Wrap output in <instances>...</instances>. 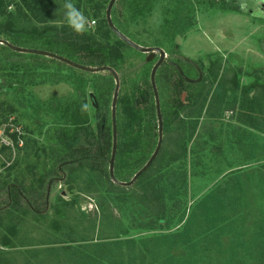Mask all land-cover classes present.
<instances>
[{"label": "trees", "instance_id": "obj_1", "mask_svg": "<svg viewBox=\"0 0 264 264\" xmlns=\"http://www.w3.org/2000/svg\"><path fill=\"white\" fill-rule=\"evenodd\" d=\"M156 1L116 0L111 12L112 20L121 32L131 38L132 23L149 14ZM19 2L16 14V12H7L10 2L0 0V16L3 17L1 24L3 30L0 31V37L4 36L16 46L50 51L82 65L93 67L107 65L118 73L120 78L116 105L118 146L114 173L120 181L131 180L149 160L158 142L156 101L150 82V71L159 55L157 54L151 60L152 65L149 71L140 72L138 77L132 80L127 79L122 71L126 60L134 53L147 54L134 50L112 32L106 19L109 0H19ZM66 2H71L80 11L85 12V16L90 15L89 9L91 15L98 18V20L88 18L87 31L83 35L77 34L68 26L63 7ZM181 3L176 8L178 18L172 22L166 20L162 29V38L156 40V45L166 53V61L156 73V85L163 117V143L149 169L128 187L116 184L109 175V159L113 147L112 100L115 89L113 75L109 71L84 72L55 58L17 52L0 43V58L9 64L11 70L1 74L4 82L0 83V88H17L22 93L29 84L39 79L40 82H66L73 89L71 97L61 101L52 98L48 104L44 102L37 107L39 114L41 107L45 109V112L54 113L56 124L46 130L47 145L37 148L34 152L37 161L31 162L27 167L33 181L28 188L24 186L23 179L20 182L16 181L18 179L11 181L8 174L7 180H4L0 175V264H9L3 248H14L12 239L16 237L19 232L18 227L24 219L29 217L30 213L32 215L40 213L43 216L47 214L45 212V206L48 204L47 192L54 181L62 178L63 183L73 189L78 179L76 175L78 171L81 174L86 173L85 180L80 177L83 186L78 189V192L83 190L88 193L105 192L107 195L103 197L106 200L110 198V203H115L116 208L121 211H123L121 207L127 205L136 207L139 215L132 220V223L133 226L139 223L137 225L139 229L166 230L170 222L178 218V214L181 215L180 222L183 220L186 200L182 199L179 189L187 177L183 172L182 164L188 158L189 141L197 132L199 119L201 117L212 119L216 111L221 112L225 108L227 91H238L239 82L235 74L232 77L223 74L218 83L219 88L221 87L220 93L214 94L207 105L209 90L217 78V71L212 70L213 79L207 84H204V79L198 82L186 80V78L196 79L199 75L196 78L192 77L197 70L174 49L176 39L174 30L180 27L182 18L186 19L188 15H192L189 13L194 10L195 5L190 4V0H183ZM196 3L198 5L207 3L213 8L218 4L223 5L222 0H196ZM185 8L186 13V10H183ZM24 18L26 21L22 22ZM92 20L95 21L96 26L90 25ZM162 44L171 46L166 49ZM172 51L176 52L177 56L172 57L170 55ZM3 69L7 70L5 67ZM65 71H69L70 74H65ZM124 82L132 86H130L132 92H123ZM187 87L195 88L191 94L194 100L191 102L183 96ZM251 91H253L252 94H250ZM137 93L142 96L141 99L138 98ZM89 95L95 100V124L90 122L87 100ZM163 96L171 101L165 100ZM206 105L207 108L204 110ZM15 109L12 105H4V102H0V120H5L15 112ZM176 111L177 114L173 118ZM38 117L40 118V115ZM218 117L217 115L215 119ZM236 122L238 124L235 129L242 133H245L243 127L249 126L252 130L264 134V81L262 79L257 78L255 82L242 90ZM173 123L174 128H172ZM214 130V126L210 125L209 138L206 140L208 146L210 142L218 141L219 134ZM24 139L27 147L31 142H33L32 145L38 143L29 136H24ZM14 140L17 142V136ZM260 142L255 134L249 143L252 147L249 148L247 156H252L251 161L255 163L263 159V163L258 166L259 168L253 169L241 166L223 176L224 181L220 183L219 193L225 192L228 188V190L235 189L236 195L227 200L229 210L224 208L222 213L213 211L211 216L203 214L204 225L201 227L203 229L200 238L211 239L216 249L214 253H223L225 250L221 247V244H224L222 237L216 238V235H219L221 228L228 231L230 228L228 226L234 224L235 226L233 225L229 230L233 235L231 238H234L232 240L249 239L248 242L251 245L248 250L256 252L251 257L227 258L219 257V255L217 258L209 259L197 257L196 254L203 252L212 254L210 246L208 243L203 245L200 240L197 243L193 242V239H198V236L193 233L196 228L184 229L181 226L170 235L172 244L166 243L161 248L150 245L149 240H154L155 237L149 238L142 244L134 241L129 243L116 241L114 244L107 245L100 238L93 244L92 252H88L84 246H77L76 250L81 256H85V260H93L98 264H264V157L259 158L264 150L254 149L260 146ZM241 143L244 145L243 141ZM204 148L199 147V152L203 154L205 151L206 154L208 148L206 150ZM156 166H160L161 169L152 173ZM66 170L67 178L63 174ZM245 173L246 180H244ZM178 179H181L180 186H178ZM34 182H37L36 190L32 189ZM136 187H138L137 192ZM169 187L174 190L168 193ZM132 191L136 193V197ZM172 192L176 193L172 195ZM209 199L205 201L206 204ZM120 200L124 204H118ZM57 202L53 207L57 217L68 218L67 211L76 203V200L67 201L63 196H59ZM41 209L44 210L40 212ZM217 227L219 229L213 231ZM180 239L183 241L178 244ZM126 244H128L129 252L127 255L124 253ZM156 248L164 251L165 255L152 256L150 251ZM176 249H180L184 255L175 256L173 251ZM194 249L198 250L194 252ZM239 250L236 248V252ZM81 256L79 258L82 261L84 258ZM165 256H168L169 260H166Z\"/></svg>", "mask_w": 264, "mask_h": 264}, {"label": "rangeland", "instance_id": "obj_2", "mask_svg": "<svg viewBox=\"0 0 264 264\" xmlns=\"http://www.w3.org/2000/svg\"><path fill=\"white\" fill-rule=\"evenodd\" d=\"M182 1L157 0L149 14L132 23L130 29L133 33L131 35L132 40L143 46H157L156 40L157 38H162V29L166 20L172 22L178 18L176 8L182 4ZM222 1L223 5L218 4L217 7L213 8L207 3L198 5L196 0H190V4L193 3L195 5L194 10L189 13L192 14L190 15L191 17L189 15L186 19L181 17L180 27L174 30L176 32L174 49L178 51L180 57L190 62L191 66L196 64L202 69L204 84L212 81V70L217 71V78L213 81V85L209 90L207 105L214 94L220 93L221 87L219 88L218 83L223 74L229 77L235 74L239 82L238 91H227L225 108L221 107L223 108L221 112L216 111L215 117L218 115L220 118L207 119L206 117H201L197 132L189 141L188 158L182 164L183 172H185L187 177L185 181L183 180L184 183H182L179 189L181 190L180 193H182V199L186 200V203L184 201L186 212L184 218H182L183 220L180 222L181 215L178 214V218L170 222L171 224L166 227V230H162V228H158L157 230L139 229L137 227L139 223H136V227L132 223V220L136 219L139 215L136 207L127 205L126 207H121L123 208V211H121L119 208H116L115 203H110V196H107L108 200L103 197L107 195L105 192L88 193L85 190L78 192V189L83 186L80 177L84 180L86 179V173L81 174L78 171L76 173L78 179L73 189H70L69 185L63 183L62 178L58 177L60 179L54 181L51 189H48L47 192L48 204L45 206L47 214L43 216L40 213L37 215L30 213L29 217L25 218L23 223L18 227L19 232L16 237L12 239L14 248L2 247L4 252H6L5 255L9 264H98L93 260H85V256H81L76 247L84 246L88 252H92L94 248L93 244L99 241L100 238L107 245L114 244L116 241L126 243L134 241L137 244H142L148 241L149 238L155 237L154 240H149L150 245L161 248L166 243L172 244L170 235L180 226L184 229L191 227L198 229L193 231L198 236V239H193V242L197 243L200 240V243H203V245L208 243V246H210L212 254H205L203 252L196 254L197 257L209 259L213 257L217 258L219 255V257L235 258L243 256L251 257V255L256 254L255 250H248L251 245L248 242L249 239L232 240L234 238H231L233 235H231L232 233L229 230L234 224L228 226L230 227L228 231L221 228L220 232H218L219 235H216V238L222 237L221 240H223L224 244H220L225 250L223 253H214L216 249L211 239H200L203 229L201 227L204 225L203 214L211 216L213 215V211L216 213L224 212V208H229L227 200L236 195L235 189L228 190V188L225 189V192L219 193L218 188L221 186V182L224 181L222 179L223 176L241 166L253 169L259 168L258 166L263 163V159H259L261 161L257 163L253 160L251 161L252 156H247V153L249 148L252 147L249 143L255 134H257L258 139L262 143L260 142V146L257 147L253 145L254 149L264 150V134L252 130L249 126L243 127L245 133L236 130L235 127L238 124L236 116L239 111L242 90L255 82L257 78L264 81V0H260L258 4L262 9H255L256 0ZM6 2H10L7 12L11 11L17 14L19 0H6ZM183 10L185 11L186 8ZM88 12L90 15L87 17H90V20H98V18L91 15V10L88 9ZM83 13L85 14V12ZM189 17L190 20L188 19ZM24 21H26L25 18L22 22ZM2 22L3 17L0 16V31L3 30ZM18 22L20 21L18 20ZM0 38L5 39L4 36ZM163 46L167 49L171 45ZM170 55L175 57L177 53L172 51ZM147 57L148 55L132 54L122 67L123 75L127 79L132 80L133 78H137L140 72L149 71L152 63L151 60H147ZM3 67L7 70L3 69ZM9 70V64L0 58V83L4 82L3 75L1 74ZM64 73L70 74L69 71H65ZM196 76H198V72L192 74L193 78H196ZM130 86L128 82L126 84L124 82L123 92H132V86ZM193 91H195V88L187 87L185 92H183L184 99L190 102L193 101L194 98L191 96ZM252 93L253 91L250 92V94ZM72 95L73 89L70 84L62 81L40 82L38 79L37 82L29 84L22 93L17 88H0V102L16 108L15 112L5 120H0V175L4 180H7L8 174H10L9 178L11 181L18 179L16 181L20 182L23 179L24 186H27V188L33 182L31 180L32 175L27 167L31 162L37 161L34 152L41 145H47L45 132L49 127L56 124V122L54 123L56 118L54 113L45 112V109L41 107L39 114L37 107L44 102L48 104L52 98L61 101ZM137 96L140 99L142 98V96H139V93H137ZM163 98L171 101L164 96ZM87 100L89 101L90 122L91 124H95V100L90 95ZM170 104L172 105V103ZM207 105L204 110H206ZM176 114L177 111L174 113L173 118ZM172 125V128H174V123ZM210 125L214 126V131H217L219 135L218 141L210 142L208 146L206 145V140L209 138L208 128ZM3 132L9 136L6 138H12L13 141L15 136H19L20 140H17V143L21 144L19 146L16 144L15 146L14 142V145H11L10 148L5 145L2 146L4 144L1 141ZM24 136H29L31 139L37 140L38 143L32 145L33 142H31L30 146L27 147L24 142ZM3 137L5 138V136ZM242 141L244 145L240 144ZM199 147H205V150L208 148L206 154L205 151L203 154L199 152ZM263 154L259 158H263ZM160 169V166H156L152 170V173ZM256 173H253V175H256ZM63 174L67 178V170ZM165 177L167 178V176ZM244 177V180H246V173ZM177 181L178 186H180L181 179ZM36 185L37 182H34L32 189L36 190ZM135 190L137 192L138 187ZM173 190L174 188L169 187L168 193ZM129 192L131 193V190ZM175 193L172 192L171 194ZM132 194L136 197V193L132 191ZM59 196H63L67 201L76 200V203L67 211L68 218L60 219L55 214L53 207L58 203ZM207 199L209 200L206 204L205 201ZM122 203L120 200L118 204ZM42 210L44 209H41L40 212ZM218 229L219 227L213 231H217ZM212 234L214 233L212 232ZM167 235L169 236L167 237ZM182 241L181 239L178 240V244H181ZM110 247L114 248V246ZM127 247L128 244L124 245L125 255L129 254ZM205 248L207 249V247ZM236 248L240 250L236 252ZM195 250L198 249H194V252ZM150 252L152 256L158 254L165 255L164 251L157 250V248ZM173 252L178 257L184 255L180 249H176ZM76 254L79 255L76 256ZM79 256L84 259L81 261ZM165 259L169 260V257L165 256Z\"/></svg>", "mask_w": 264, "mask_h": 264}, {"label": "water", "instance_id": "obj_3", "mask_svg": "<svg viewBox=\"0 0 264 264\" xmlns=\"http://www.w3.org/2000/svg\"><path fill=\"white\" fill-rule=\"evenodd\" d=\"M116 0H110L107 9H106V19L108 26L112 30V32L120 38L123 42H125L127 45L131 46L132 48L146 53L148 55L147 60H152L156 57V55H159V58L157 59L156 63L154 64L152 71H151V85L153 88V92L155 95V101H156V111H157V119H158V142L157 146L150 156L149 160L144 164L142 168H140L136 174L133 176V178L129 181H120L115 177L114 173V166H115V159H116V154H117V146H118V133H117V124H116V105H117V100L119 96V90H120V78L118 73L115 71L110 66L103 65V66H98V67H93V66H86L79 64L77 62H74L68 58L59 56L53 52L46 51V50H40V49H35V48H26V47H21V46H16L12 43H10L8 40L0 38V43L10 47L14 51L21 52V53H32V54H38V55H44V56H49L51 58H55L57 60H60L69 66L76 68L78 70L84 71V72H99V71H109L115 80V89H114V94H113V100H112V118H113V147H112V153L111 157L109 159V175L110 178L113 182L116 184H119L121 186H131L132 184L135 183V181L143 175L149 167L152 165L154 160L159 154V151L161 149L162 143H163V117H162V112H161V106H160V99H159V93L156 85V73L158 68L166 61V53L165 51L157 46H143L135 41H133L131 38H129L127 35H125L123 32H121L116 25L114 24L111 16L112 8L115 4Z\"/></svg>", "mask_w": 264, "mask_h": 264}, {"label": "clouds", "instance_id": "obj_4", "mask_svg": "<svg viewBox=\"0 0 264 264\" xmlns=\"http://www.w3.org/2000/svg\"><path fill=\"white\" fill-rule=\"evenodd\" d=\"M63 7L65 9L64 16L68 26L77 34L83 35L87 31L89 24L88 17L71 2H66Z\"/></svg>", "mask_w": 264, "mask_h": 264}, {"label": "built area", "instance_id": "obj_5", "mask_svg": "<svg viewBox=\"0 0 264 264\" xmlns=\"http://www.w3.org/2000/svg\"><path fill=\"white\" fill-rule=\"evenodd\" d=\"M90 25H95V21L94 20L90 21ZM3 136H5V138ZM7 136L8 135L4 134V132L2 133L1 141L4 143L2 146L5 145V146H8V148H10L11 145L12 146L14 145L15 140L13 141L12 138H6ZM17 140H20V137L19 136H17ZM16 144L19 146L21 143L19 144V143L15 142V146H16Z\"/></svg>", "mask_w": 264, "mask_h": 264}, {"label": "flooded vegetation", "instance_id": "obj_6", "mask_svg": "<svg viewBox=\"0 0 264 264\" xmlns=\"http://www.w3.org/2000/svg\"><path fill=\"white\" fill-rule=\"evenodd\" d=\"M259 2H260V0H256V7H255V9H262L261 7H259ZM252 11H254V10H252ZM193 64V63H192ZM193 66H194V68L197 70V72H198V78H196V79H189V78H186V80H188V81H192V82H198V81H201L202 80V77H203V75H202V69L199 67V66H197L196 64H193Z\"/></svg>", "mask_w": 264, "mask_h": 264}]
</instances>
